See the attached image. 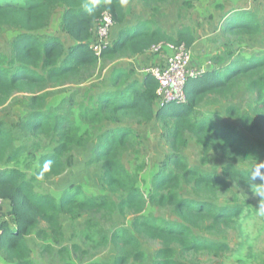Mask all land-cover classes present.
Segmentation results:
<instances>
[{"label": "trees", "instance_id": "trees-1", "mask_svg": "<svg viewBox=\"0 0 264 264\" xmlns=\"http://www.w3.org/2000/svg\"><path fill=\"white\" fill-rule=\"evenodd\" d=\"M125 2L99 0L92 4L91 0H0V29L19 30L11 41L9 57L0 53V106L15 93L29 94L26 97V114L16 122V129L24 135L56 139L50 153L38 156L35 175L28 177L17 163L29 148L17 145L15 131L0 121V199L9 205L7 214L0 221V251L8 264H33L29 260V235L44 222L54 236H59L61 214L74 218L87 215L89 222L96 215L110 217L114 208L121 214H134L131 229L113 231L110 235L117 252L113 264H131V258L142 264L144 256L139 248V237L160 243L154 264H177L173 260L176 251L180 254L205 251L218 255L228 250L227 244L197 237L192 234V228L217 234L235 225L240 227L244 212L242 205H216L206 200L187 199L181 197L179 190L184 182L192 186L196 195L215 198L218 193L230 189V182L239 187L251 185V170L239 168L235 162L257 163L263 159L260 149L248 147L242 135L236 134L229 125L221 127L213 115L195 118L196 109L205 97L228 98L241 84L253 93L257 109L264 110V54L227 56L231 59L212 56L213 63L222 65L203 69L200 74L189 77L184 90L185 101L166 105L156 101L158 83L153 76L146 74L139 84L136 80L127 82L128 73L117 72L113 84L121 83L123 86L100 94L96 105L80 117L90 124L103 120L119 123L123 117H130L138 123H161V137L168 143L169 152L152 176L150 189L145 192L138 187V174L130 173L121 160L122 153L130 147L137 134L130 127L116 126L98 137L90 162L100 164L103 187L117 196V203L106 195H84L80 185L68 186L58 198L34 190L36 179L62 174L72 146H83L88 139L79 134L72 101L47 107L50 92H43L45 89L83 70L95 69L100 59L112 61L143 54L153 44L161 42L183 43L190 48L195 40L191 29L185 26L175 35L159 27H151L145 20L132 27H122ZM59 6L63 7L62 30L73 41L68 48L54 35L37 34ZM104 12L111 15L118 30L110 44L97 54L90 47V41L93 28ZM259 30L257 17L249 10L228 11L220 25L223 34L254 36ZM227 113L234 114V110L230 108ZM239 119L248 131L257 129L251 116L242 115ZM187 133L195 138L203 151L212 150L231 161L222 167L221 175L187 163L183 155ZM8 163L12 166H4ZM148 204L170 209L179 221L156 220L151 215H143Z\"/></svg>", "mask_w": 264, "mask_h": 264}, {"label": "rangeland", "instance_id": "rangeland-1", "mask_svg": "<svg viewBox=\"0 0 264 264\" xmlns=\"http://www.w3.org/2000/svg\"><path fill=\"white\" fill-rule=\"evenodd\" d=\"M125 7L128 19L148 21L151 27H159L171 35H175L177 30L184 26L190 28L195 36V42L190 47L192 74L205 69V66L211 63V57L216 54L233 58L264 54V0H164L147 3L142 0H126ZM239 9L249 10L256 15L260 25L256 35L223 34L220 31V25L228 11ZM62 10L61 6L55 8L47 25L37 34L54 35L67 47L70 38L61 27ZM18 32L19 30L13 28L0 29L1 54L9 57L11 41ZM115 32L113 25L106 38L107 44H110ZM165 50L169 51V55L171 54L169 49ZM160 52H148L143 58L126 56L114 61L100 59L95 69L83 70L43 91L50 92L47 107L58 106L63 102L66 105L68 100L72 101L79 134L88 139L83 146H72L67 158V167L62 174L49 179L38 178L34 181L36 192L58 198L68 186L80 185L84 195H106L117 203V196L103 187L100 164L90 162L98 137L102 132L116 126L130 127L137 134L130 147L122 153L121 160L130 173L138 174L140 181L136 185L145 192L150 189L152 176L158 171L161 161L169 152L168 143L161 137V123L158 121L138 123L130 117H123L119 123L103 120L100 123L90 124L83 122L80 116L96 105L101 92L114 89L110 81L114 66L124 64L126 68L128 67L127 71L131 73L130 80L135 74H141L148 66L162 64L156 61L160 57ZM27 96H29L27 93H15L0 106V121L15 131L17 145L29 148L21 156L17 167L31 177L38 168V156L50 153L56 145V139L52 136L24 135L16 129V122L26 114ZM257 106L253 93L242 84L228 98L209 95L199 103L195 119L207 114L213 115L219 120L221 127L229 125L236 134L242 135L248 147L260 149L263 159L257 163L235 162L239 168L251 170V185L239 187L230 182V189L218 193L215 198L196 195L191 185L181 183L179 190L181 197L206 200L216 205H242L244 212L240 218V227L235 225L217 234L192 228L193 235L225 243L228 250L221 251L218 255L205 251H191L184 254L176 251L173 260L177 264H264V193L258 191L264 188V110L257 109ZM230 108L234 110V114L227 113ZM242 115L252 117L257 126L254 132L248 131L242 125L239 119ZM186 137L187 146L183 150V155L189 165L221 175L222 167L231 163L212 150L203 151L201 145L189 133ZM4 166L10 167L12 163ZM7 209L8 204L2 201L0 220L7 214ZM143 215H151L156 220L179 221L170 209L149 204L145 207ZM133 217L134 214H121L116 208L110 217L96 215L91 218V222L88 221L87 215L74 218L68 214H61L60 235L57 237L51 233L47 224L41 222L28 237L29 260L33 264H113L117 252L110 235L113 231L131 229ZM160 246L156 240L139 237V248L144 256L142 264H154L155 252ZM130 263L137 264L132 258ZM0 264H8L1 251Z\"/></svg>", "mask_w": 264, "mask_h": 264}, {"label": "built area", "instance_id": "built-area-1", "mask_svg": "<svg viewBox=\"0 0 264 264\" xmlns=\"http://www.w3.org/2000/svg\"><path fill=\"white\" fill-rule=\"evenodd\" d=\"M113 25V19L107 12L102 13L96 22L92 31L93 35L90 41V47L97 54L100 53L103 47L108 45L106 38ZM163 49H169L171 51V54L167 56L164 63L148 66L145 69L147 74H150L157 80L158 85L155 92L156 101L160 105L184 102V90L189 77L198 75L203 70L195 74L190 72V48H187L183 43L173 45L161 42L153 44L148 51L157 53ZM2 201L0 199V206Z\"/></svg>", "mask_w": 264, "mask_h": 264}, {"label": "crops", "instance_id": "crops-1", "mask_svg": "<svg viewBox=\"0 0 264 264\" xmlns=\"http://www.w3.org/2000/svg\"><path fill=\"white\" fill-rule=\"evenodd\" d=\"M126 3V2H125ZM62 12H63V10H62ZM62 12H61V14H62ZM60 20H61V15H60ZM130 19H128V14H127V10H126V7H125V19H124V22H123V24H122V27H132V26H134L138 21L137 20H130ZM60 23H61V21H60ZM115 26V25H114ZM115 30H116V32H115V36H116V33H117V27L115 26ZM114 36V37H115ZM70 38V37H69ZM194 42H195V40H194ZM193 42V43H194ZM71 44H73V41H72V39L70 38L69 39V44H68V46L67 47H65V48H68ZM193 45V44H192ZM192 47V46H191ZM149 51H146L145 53H143V54H139V55H134V56H140L141 58H143V57H145V55L148 53ZM167 54L169 55V51H167V50H161V52H160V57L159 58H157L156 59V61L157 62H161V63H164V61H165V58L167 57ZM216 55H219V54H216ZM214 56V55H213ZM220 56H222L224 59L226 58L227 59V55H221L220 54ZM212 58V57H211ZM112 61H114V60H112ZM211 63L209 64V65H206L205 66V69H210V68H215V67H219V66H221L222 64H216V63H213L212 61H210ZM128 67L126 68L125 66H124V64H121L120 66L118 65V66H114V73H113V75H112V77H111V84H112V86H113V88L114 89H112V90H115L116 88H118V87H122L123 85H121V83L120 84H117V86H115L114 84H113V81H114V75L117 73V72H124V73H128V79H127V82H129V81H133V80H136L137 82H139V84H142V81H143V78H144V76L147 74L146 73V71L144 70V71H142L141 72V74H135V76H133V78L132 79H130L129 80V74H131V73H129L128 71ZM112 90H109V91H103V92H101L100 94H103V93H107V92H110V91H112ZM99 94V95H100ZM4 203H7L8 204V202L7 201H3ZM8 207H9V205H8Z\"/></svg>", "mask_w": 264, "mask_h": 264}, {"label": "clouds", "instance_id": "clouds-1", "mask_svg": "<svg viewBox=\"0 0 264 264\" xmlns=\"http://www.w3.org/2000/svg\"><path fill=\"white\" fill-rule=\"evenodd\" d=\"M99 2V0H91V3L92 4H96V3H98ZM85 7H87V5H85ZM48 167V164H46L45 165V168H47ZM260 193H264V188H261V189H259L258 190Z\"/></svg>", "mask_w": 264, "mask_h": 264}]
</instances>
